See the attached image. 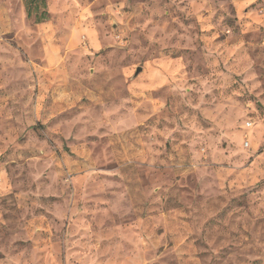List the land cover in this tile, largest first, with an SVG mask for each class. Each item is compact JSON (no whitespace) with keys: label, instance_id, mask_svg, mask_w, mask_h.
Here are the masks:
<instances>
[{"label":"rangeland","instance_id":"rangeland-1","mask_svg":"<svg viewBox=\"0 0 264 264\" xmlns=\"http://www.w3.org/2000/svg\"><path fill=\"white\" fill-rule=\"evenodd\" d=\"M0 264H264V0H0Z\"/></svg>","mask_w":264,"mask_h":264},{"label":"crops","instance_id":"crops-1","mask_svg":"<svg viewBox=\"0 0 264 264\" xmlns=\"http://www.w3.org/2000/svg\"><path fill=\"white\" fill-rule=\"evenodd\" d=\"M88 44H89V46H90V48L93 50V49H95L96 47H97V42H96V40L94 39V37H92V36H89L88 37Z\"/></svg>","mask_w":264,"mask_h":264},{"label":"water","instance_id":"water-1","mask_svg":"<svg viewBox=\"0 0 264 264\" xmlns=\"http://www.w3.org/2000/svg\"><path fill=\"white\" fill-rule=\"evenodd\" d=\"M140 71H141V69L137 68L136 71H135V75H137Z\"/></svg>","mask_w":264,"mask_h":264},{"label":"trees","instance_id":"trees-1","mask_svg":"<svg viewBox=\"0 0 264 264\" xmlns=\"http://www.w3.org/2000/svg\"><path fill=\"white\" fill-rule=\"evenodd\" d=\"M27 17H29V13H27Z\"/></svg>","mask_w":264,"mask_h":264}]
</instances>
